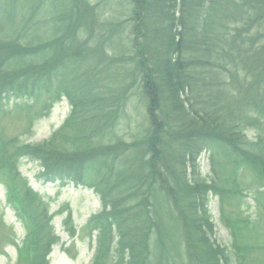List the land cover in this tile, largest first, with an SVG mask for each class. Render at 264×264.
<instances>
[{"label": "trees", "instance_id": "obj_1", "mask_svg": "<svg viewBox=\"0 0 264 264\" xmlns=\"http://www.w3.org/2000/svg\"><path fill=\"white\" fill-rule=\"evenodd\" d=\"M0 1L8 3V10L17 8L5 12L0 7V28L7 27V36L0 38V92H17L18 87L35 92L51 80L63 84L69 76L59 66L67 69L80 63L72 76L81 78V87L72 98L76 107L87 104L92 111H77L71 125L84 132L90 145L101 143V148L105 144L103 120L112 113L104 110L115 107L127 93L124 83L117 97L113 92L106 98V90H112L105 84L106 70L124 63L128 56L133 65L128 76L142 79V96L148 101L150 121L157 132L151 131L150 137L119 153L139 155L138 159L127 158L121 169L107 163L119 157L114 152L121 147L107 144L92 157L93 167L105 164L100 189L111 209L110 223L102 224V238L107 243L114 240V227L120 244L129 250L128 260L120 264H231L226 251L210 241L206 211V194L223 191L224 181L219 176L210 183L202 180L195 160L205 147L214 154L219 142L229 155L231 173L236 175L237 167L247 162L264 169V140L248 144L243 135L264 118V45L258 44L264 42V0H136L132 42L126 46L123 40L109 39L92 47L87 43L93 36L83 42L65 21L61 34L69 31L71 43L66 33L63 41L61 37L54 40L51 28L34 25L30 29L29 20L24 26L19 11L26 7L30 17L36 5L33 0ZM54 14L50 18L57 22L67 18ZM11 18L19 23H9ZM87 85L91 89L86 93ZM75 137L68 143H74ZM58 145L53 141L36 150L46 153L55 146L59 150ZM15 151L10 150L11 154ZM57 159L60 155L54 156ZM46 161L54 164L50 157ZM218 165L222 169L223 163ZM127 196L136 198L134 206ZM45 219L33 223L32 242L39 253L47 249L51 237L44 231ZM234 248L236 256L245 250Z\"/></svg>", "mask_w": 264, "mask_h": 264}, {"label": "rangeland", "instance_id": "obj_2", "mask_svg": "<svg viewBox=\"0 0 264 264\" xmlns=\"http://www.w3.org/2000/svg\"><path fill=\"white\" fill-rule=\"evenodd\" d=\"M89 2L93 5L97 0H89ZM116 2L117 1L114 3L111 2V7L115 4V10L109 9L103 12H94V8H92V14L88 16L87 21L91 22L96 20L99 25H105L106 27L111 26L110 24L116 20L115 17L118 15ZM36 12L37 10L35 13ZM58 16H61V14L59 13ZM39 21H36L35 24L47 27L48 23H40ZM107 30L110 29L107 28ZM53 34L54 40H56L57 32ZM262 41H259V46L264 45ZM124 43L127 46L130 40H124ZM110 55H112V51H110ZM52 57H54L53 54ZM117 65L115 82L105 80V84L109 87L122 88L126 82V85L130 86L127 88V93L121 104L119 106L117 104L115 107L111 108L113 111H109L112 113L111 115L114 116L111 118L112 124L107 125L108 131L106 132L108 133H105L106 135L102 133L101 135L105 144L99 148L98 146L101 143L92 146L90 145L91 143L85 139H81V142L79 144L76 143V145L71 143V141L69 144L68 139H70V136L66 135V133L67 131H71V128H67L64 134H59L55 138V142L59 143V150L55 148L57 146H52L53 148L51 150L43 153L45 156L42 153H38V151L36 153V155L39 154V156L42 157L47 156L52 158L55 165L47 161L48 166L50 165V170L61 173L64 171L76 177L77 180L81 179L88 181L91 184L93 183L101 187L104 179L101 174L105 170V164L92 168L89 167V164L92 163V157L97 155L98 151H103L107 144H109V146L121 147L122 149L114 152V154L119 155V157L113 158L112 160L109 158V162H107L109 166L115 167L118 170L123 167L127 158H129V160L139 158L137 153H131L130 155L124 152L119 154L123 149L135 144L137 140L150 137L151 131L157 132L154 125L153 127L150 125L148 118V113H151V111L148 110L147 103L142 96V79L140 77L136 79L128 76L130 72L129 69L133 67L131 59L127 56L125 57L124 63H118ZM60 67L61 66L58 68L59 71L62 69V67ZM66 70L72 75L69 67ZM113 71H111V75L114 74ZM125 77H127V79L123 82ZM113 79L114 77L110 76V80ZM70 84L75 85L76 81L70 82ZM90 89L91 85H87L84 91L87 93ZM45 96H39L37 98L23 96L18 104L12 101L7 108H4L7 111H14V115L8 118L6 116L0 121L1 133L12 142L10 149L13 150L15 147L24 146L26 151L33 150L36 152V149L40 145H48H46V143L51 141L50 139L54 131L68 118L70 108L67 104L60 103L53 107L47 117L45 116V118L41 119L39 115L45 104ZM86 98L88 99V97ZM30 107H35V112L26 110ZM90 109L91 107L85 104L80 111H90ZM23 110L30 115L29 119L26 114H24L25 111L23 112ZM258 124L260 127H264V118L259 119ZM93 126L94 124L89 125L90 128H93ZM70 134L78 136L82 134V131L75 128ZM260 134L261 132L258 131L256 127H249L246 132L250 142L257 139V136ZM26 151L20 152V149L17 150V153L20 152V155L13 159L18 167L17 169L21 173L18 179V184L22 188L21 194L24 201L28 202V200H31L32 203L37 205L36 207L29 206L32 209L34 208L33 211H35L36 216L39 212H48V215L51 216L52 219H50L49 223H45L48 224V226L44 231L46 233H51V229L53 228V231L60 237L62 243L60 246L56 245L52 248V253L49 255L47 261H49V264H89L95 252V247L93 245L94 241L91 240V237L94 238L96 234L93 235L89 232L86 225L89 218L95 215V213H98L101 209L98 198H96L92 191L78 187L72 183L70 185H63L61 188H58L56 184L43 185L42 182L38 180L41 166L38 163H34L31 157L26 155ZM34 152L32 153L35 154ZM55 155H60L61 157V159H57L56 162L60 161L63 163H56L54 160ZM10 156L9 154V157ZM7 161L10 160L7 159ZM200 161L203 174L207 175L210 170L207 156H203ZM146 162L150 165V158H146ZM62 167L63 170H61ZM144 169L145 171H149V167ZM229 169L230 166H226L223 168V172L220 170L226 180L231 172ZM232 176H234V173H232ZM237 180L239 181L240 189H242L245 194H248V198L244 197L241 200L235 198L229 199L228 201L226 200L223 208L226 216L236 225L240 224V226L245 229L242 221L248 218L250 221H253V224L247 227L245 231H242V236L240 233L239 236L236 237L235 233H233V231L224 224L223 219H221L222 206L218 198L211 196L209 202L210 213L216 227L215 241L227 250L228 256L230 260L233 261V264H238V258L233 250L236 244H243L249 247V250L246 252L247 263L264 264V195L260 192L261 190L264 192V186L257 181L256 175L250 169L240 170ZM34 191L39 192L35 194ZM127 197L134 206L136 198L132 199L129 196ZM112 198L115 200L117 196ZM251 199H253L254 202ZM42 208H44V210H41ZM10 211L9 207L5 204L4 191L0 189V264H16L17 246L18 243L22 241L21 238H23L21 227L16 224L14 219L15 214ZM60 211L62 214H60ZM11 223L15 225L14 229L11 227ZM15 231H17L18 236ZM45 241L44 243L47 242L50 245L52 243L51 237H48L47 241Z\"/></svg>", "mask_w": 264, "mask_h": 264}]
</instances>
